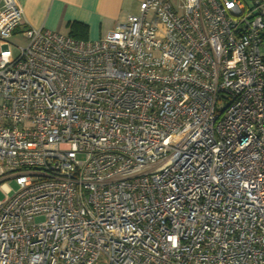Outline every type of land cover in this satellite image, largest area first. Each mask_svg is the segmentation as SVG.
Wrapping results in <instances>:
<instances>
[{
    "label": "built area",
    "instance_id": "2783aa9c",
    "mask_svg": "<svg viewBox=\"0 0 264 264\" xmlns=\"http://www.w3.org/2000/svg\"><path fill=\"white\" fill-rule=\"evenodd\" d=\"M179 1L79 40L0 0V264H264V0Z\"/></svg>",
    "mask_w": 264,
    "mask_h": 264
},
{
    "label": "crops",
    "instance_id": "0c3cea01",
    "mask_svg": "<svg viewBox=\"0 0 264 264\" xmlns=\"http://www.w3.org/2000/svg\"><path fill=\"white\" fill-rule=\"evenodd\" d=\"M142 1L17 0L23 10L24 28L45 29L70 36V25L78 23L87 27V40L99 39L128 15L137 14Z\"/></svg>",
    "mask_w": 264,
    "mask_h": 264
},
{
    "label": "rangeland",
    "instance_id": "374dc122",
    "mask_svg": "<svg viewBox=\"0 0 264 264\" xmlns=\"http://www.w3.org/2000/svg\"><path fill=\"white\" fill-rule=\"evenodd\" d=\"M171 4L174 8H176L179 4V0H170ZM26 45V40L21 37V34L14 35L11 39V43L3 42L0 45V53L2 55L8 56L9 59L14 60L16 59L20 54V47H23ZM8 187L15 189L16 185L13 180H7L4 182ZM4 198V195L0 191V200Z\"/></svg>",
    "mask_w": 264,
    "mask_h": 264
},
{
    "label": "trees",
    "instance_id": "16d2710c",
    "mask_svg": "<svg viewBox=\"0 0 264 264\" xmlns=\"http://www.w3.org/2000/svg\"><path fill=\"white\" fill-rule=\"evenodd\" d=\"M70 27H71L70 36L72 38L79 40H87L88 29L86 26L78 23H73L70 25Z\"/></svg>",
    "mask_w": 264,
    "mask_h": 264
}]
</instances>
